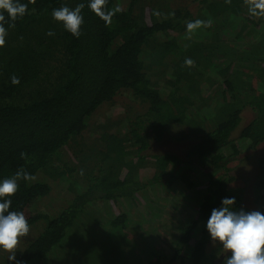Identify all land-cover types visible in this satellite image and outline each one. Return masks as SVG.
I'll return each mask as SVG.
<instances>
[{
  "label": "trees",
  "instance_id": "16d2710c",
  "mask_svg": "<svg viewBox=\"0 0 264 264\" xmlns=\"http://www.w3.org/2000/svg\"><path fill=\"white\" fill-rule=\"evenodd\" d=\"M20 2L28 10L14 27L5 24L0 46V180L21 169L32 176L10 197V210L30 226L15 249L18 264L49 261L79 215L105 207L100 230L121 240L123 264H223L205 228L211 209L235 197L233 210L264 212V17L249 15L250 0H106L110 22L87 0ZM81 3L76 38L51 12ZM121 94L142 110L106 117L98 136L85 135L93 113L113 110ZM174 143L182 155L161 151ZM256 154L249 208L251 180L234 173ZM62 177L83 185L67 189L72 203L55 216L32 214ZM157 191L174 210L168 217L151 201ZM184 202L196 206L186 221L177 212ZM0 264L14 262L0 251Z\"/></svg>",
  "mask_w": 264,
  "mask_h": 264
},
{
  "label": "clouds",
  "instance_id": "9594fccd",
  "mask_svg": "<svg viewBox=\"0 0 264 264\" xmlns=\"http://www.w3.org/2000/svg\"><path fill=\"white\" fill-rule=\"evenodd\" d=\"M106 0H87V7L106 22L111 21L112 11H105ZM83 3L75 8L62 6L53 9L51 17L61 23L64 30L73 37L81 35V25L84 22L81 15ZM28 10L26 3L20 0H0V46L5 43L8 27H14L17 18H22ZM118 11V9H117ZM249 15L264 17V0H250ZM201 22L189 23L188 29L198 26ZM47 35H54L49 31ZM186 64L192 61L186 60ZM12 85H18L20 80L13 75ZM24 155L23 153L21 154ZM32 176L18 170L11 178L0 180V251L7 252V260L18 264L15 249L18 240L29 232L28 221L21 211H12V197L18 189V181H30ZM235 197H224L220 206L211 209L205 228L211 241H216L222 247L226 258L223 264H264V212L254 210L245 212L243 209L233 210Z\"/></svg>",
  "mask_w": 264,
  "mask_h": 264
},
{
  "label": "rangeland",
  "instance_id": "374dc122",
  "mask_svg": "<svg viewBox=\"0 0 264 264\" xmlns=\"http://www.w3.org/2000/svg\"><path fill=\"white\" fill-rule=\"evenodd\" d=\"M217 86L216 83L213 84V86L210 87L211 89ZM206 92L210 90V88L206 87L205 88ZM113 110H110L108 107V104L100 107L97 109L93 115L91 116V122H90V127L87 129V132L85 135L87 136H98L99 132L96 131L97 126L100 124L101 121H104L106 117L109 119H118V117H124L126 111H132V112H139L141 111V107L138 103H133L126 94H121L118 96L116 99L114 98V105H113ZM96 121L97 124H94L92 126V123ZM87 139V138H86ZM174 142V141H173ZM169 148H166L164 151L166 153H173L176 155H182L184 152L182 149V144H176L174 145H168ZM181 148V149H180ZM263 153V152H262ZM245 155L242 154L240 158H243ZM260 155L256 154L255 157L251 156L252 160L243 161L240 165L237 171H235V175L237 177H241L244 180L247 178L251 181H247L245 184V204L247 205L246 207L252 208L254 207L252 195H251V184L253 183L252 181L254 180L255 176L259 174L260 172V166L258 164L257 158ZM202 172H200L199 175H201ZM204 177V174H203ZM202 177V178H203ZM201 178V179H202ZM77 184V185H75ZM75 185V186H74ZM70 186L76 187L77 189H80L83 187L81 183H74L70 182V179H67V177H62L55 179V181L52 183V189L49 193V196H46L43 200L38 201L34 205L32 204L31 210L32 214H37V213H45L47 212L48 215L55 216L59 214V212L64 208L69 206L72 203V200L74 198V195H71V192H68V188ZM80 192V191H79ZM76 191V194L79 193ZM186 195L188 196H193L191 191H185ZM68 196L69 198H67ZM64 197V198H63ZM164 195L157 191V195H152L151 201H156V207L157 206H162V209L164 211V216L168 217V212L174 213V210H172V207H169L167 205H164ZM167 200H172L173 198L171 196H168L166 198ZM190 200V198H187ZM63 201H66V205H64ZM63 202V203H62ZM113 203V202H112ZM144 204V200H139V204ZM142 206H135V208H141ZM194 206L190 204H185V202L182 205L181 209H178V213L180 216H183V219L186 221L187 220V215H191L194 213ZM167 209L169 211L167 212ZM101 212L97 211L96 213L88 208L87 214H81L79 215V219L76 221V223L72 226L71 229H69L68 234L65 236L63 241L58 245V247L54 250L55 254L53 257L49 258L47 261H40L39 264H61L63 261H67L68 264H123L128 262L129 254L128 252H124L125 249H123L120 244L121 240L116 238V237H111L107 235L110 231L107 229V231L103 234L102 231L100 230V227L103 226L102 221H99L100 218V213L104 215H108L107 211H110L109 207H105L104 209H100ZM164 222H168L170 224L173 223L174 221H171L168 218H165ZM163 222V223H164ZM161 223V222H160ZM159 223V224H160ZM99 224H102L101 226ZM162 233L165 235L166 230L160 229ZM33 231V230H32ZM115 231V230H114ZM32 233V236L33 237ZM167 235V234H166ZM165 240V237L164 239ZM22 241L19 239L17 246H19ZM147 243H149L152 247V249H155V243L153 240H147ZM216 244H219L216 241H212L210 244V247L215 246ZM166 245L169 247V240L166 241ZM16 246V247H17ZM151 249V248H150ZM151 252V251H150ZM7 256L9 253L3 252ZM149 255V251L145 249V251L142 253L141 256H146ZM216 261V260H215ZM215 263V262H214ZM167 264V263H166ZM170 264V263H168Z\"/></svg>",
  "mask_w": 264,
  "mask_h": 264
}]
</instances>
